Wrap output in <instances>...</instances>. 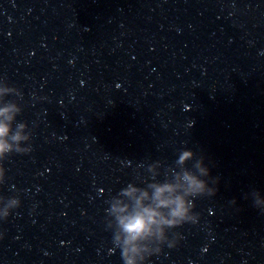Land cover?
<instances>
[{
    "label": "water",
    "instance_id": "water-1",
    "mask_svg": "<svg viewBox=\"0 0 264 264\" xmlns=\"http://www.w3.org/2000/svg\"><path fill=\"white\" fill-rule=\"evenodd\" d=\"M0 124V264H264V0H0Z\"/></svg>",
    "mask_w": 264,
    "mask_h": 264
},
{
    "label": "clouds",
    "instance_id": "clouds-1",
    "mask_svg": "<svg viewBox=\"0 0 264 264\" xmlns=\"http://www.w3.org/2000/svg\"><path fill=\"white\" fill-rule=\"evenodd\" d=\"M7 112L8 110H4ZM10 119V117H9ZM9 132V128L6 124H0V152H3L8 149V145L4 142L3 137H5ZM18 139V137H16ZM191 154L183 157L182 159L190 158ZM185 179L189 184V192H199L204 190L206 187L204 181H200L195 177L186 174ZM174 189L171 186L165 185L164 187H159L156 190L155 199L157 201V207H168L175 204V207L172 209V215L174 216H183L185 213L184 202L181 197H176L175 199L171 198V193ZM168 194L165 196V194ZM146 195V194H145ZM138 207L134 215L129 217L126 222H124L125 231L128 233V241L131 243L137 238H140L144 235H147L151 232V225L153 223H171L160 216L159 221H156L154 218L160 215L152 207H142L140 206L139 201L137 202ZM135 249H133L134 251Z\"/></svg>",
    "mask_w": 264,
    "mask_h": 264
}]
</instances>
